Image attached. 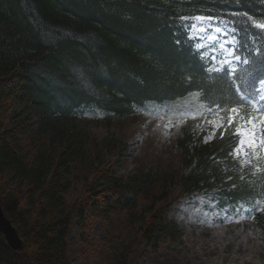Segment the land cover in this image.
<instances>
[{"label": "trees", "instance_id": "16d2710c", "mask_svg": "<svg viewBox=\"0 0 264 264\" xmlns=\"http://www.w3.org/2000/svg\"><path fill=\"white\" fill-rule=\"evenodd\" d=\"M234 11L264 23V0H0V207L22 243L12 250L0 232V264H70L71 225L95 214L124 212L125 233L139 244L180 241L176 201L166 203L169 173L117 179L101 170L84 123L110 127L192 94L210 104L235 101L233 80L250 89L264 79V30L234 17L244 22L237 35L249 63L212 79L176 27L179 14ZM74 165L87 168V192L96 191L67 201ZM263 190L237 184L226 198L247 203ZM131 248L115 246L108 264H130Z\"/></svg>", "mask_w": 264, "mask_h": 264}, {"label": "rangeland", "instance_id": "374dc122", "mask_svg": "<svg viewBox=\"0 0 264 264\" xmlns=\"http://www.w3.org/2000/svg\"><path fill=\"white\" fill-rule=\"evenodd\" d=\"M210 106L215 107L193 99L180 110L150 108L110 127L86 118L84 131L102 154L101 170L117 179L149 169L169 173L166 203L176 201L174 220L181 239L159 237L157 244H139L125 233L124 212L85 216L80 227L72 223L67 237L70 264H94L99 259L108 264L110 251L124 242L132 243L130 264H264V192L247 204L229 203L225 196L237 184L264 186V176L247 166L242 170L239 160L225 155V144L237 143L229 132L221 138L217 131L205 142L212 131L206 121L215 119ZM86 169L72 166L67 201L94 195L96 186L87 192L92 177ZM225 229L229 232L223 239H214ZM235 233L238 239L232 237ZM240 246L251 252L239 251Z\"/></svg>", "mask_w": 264, "mask_h": 264}, {"label": "snow or ice", "instance_id": "6c2138e0", "mask_svg": "<svg viewBox=\"0 0 264 264\" xmlns=\"http://www.w3.org/2000/svg\"><path fill=\"white\" fill-rule=\"evenodd\" d=\"M238 16H247V20L255 28L264 29V23H257L245 12L234 11L230 17L212 13L179 14L177 17V29L185 30L187 39L195 42L192 46L196 49L195 54L199 60L208 62L203 66V71L216 73L221 79L233 76L239 64L249 63L245 55L247 46L240 42L237 35L239 29L236 25L244 22L233 19ZM176 43L179 44L180 41L177 40ZM232 84L235 85L241 103L248 107H225L220 104L210 106L208 111L214 114L215 119L206 121L212 131L205 136V142L215 137L217 131L221 138L225 132H229L237 139V143L228 155L239 160L242 170L247 166L252 169L253 174L264 176V80L258 81L250 89L237 84L236 80ZM240 179L243 180L244 176L241 175Z\"/></svg>", "mask_w": 264, "mask_h": 264}, {"label": "water", "instance_id": "95a60500", "mask_svg": "<svg viewBox=\"0 0 264 264\" xmlns=\"http://www.w3.org/2000/svg\"><path fill=\"white\" fill-rule=\"evenodd\" d=\"M0 232L4 236L8 246L12 250H20L22 243L17 236L15 229L12 227L11 222L4 216V213L0 207Z\"/></svg>", "mask_w": 264, "mask_h": 264}, {"label": "bare ground", "instance_id": "6f19581e", "mask_svg": "<svg viewBox=\"0 0 264 264\" xmlns=\"http://www.w3.org/2000/svg\"><path fill=\"white\" fill-rule=\"evenodd\" d=\"M215 232H216V231H215ZM228 232H229L228 229L222 230L221 232H218V233L214 234V239L221 240V239L224 238V236H225ZM17 236H18V235H17ZM232 237H233L234 239H238V238H239V234H238V233H235V234L232 235ZM18 238H19V237H18ZM238 250L241 251V252H251L250 249H247V248H245L244 246H243V247L240 246V247L238 248ZM247 263H248V262H246V264H247ZM248 264H250V263H248Z\"/></svg>", "mask_w": 264, "mask_h": 264}]
</instances>
